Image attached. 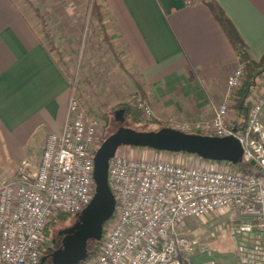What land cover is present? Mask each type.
<instances>
[{
	"label": "built area",
	"instance_id": "built-area-1",
	"mask_svg": "<svg viewBox=\"0 0 264 264\" xmlns=\"http://www.w3.org/2000/svg\"><path fill=\"white\" fill-rule=\"evenodd\" d=\"M244 73L239 60L211 119L172 121L170 126L235 136L243 147L241 159L252 163V172L184 152L120 146L108 169L115 216L98 253L85 264H180L207 248L190 232L187 218L205 221L221 215L228 216L232 233L248 234L232 264H264V90L252 100L243 127L229 118ZM130 102L143 109L144 119L152 117V107L138 93ZM101 126L71 88L63 127L47 135L40 155L25 157L14 175L0 169V264H39L47 224L59 213H80L90 202ZM133 149L142 154H130Z\"/></svg>",
	"mask_w": 264,
	"mask_h": 264
},
{
	"label": "crops",
	"instance_id": "crops-1",
	"mask_svg": "<svg viewBox=\"0 0 264 264\" xmlns=\"http://www.w3.org/2000/svg\"><path fill=\"white\" fill-rule=\"evenodd\" d=\"M97 1L119 56L144 85L152 118L168 126L172 121L211 119L239 58L206 1ZM214 1L233 22L251 57L261 61L264 0ZM90 2L0 0V169L7 175L15 174L27 151H36L38 157L47 135L60 132L66 118L71 82L42 37L54 34L47 33L45 24L59 25L62 37L74 40ZM40 11L47 17L38 22ZM263 90L264 78L252 100ZM229 118L232 124L237 118L234 107ZM261 120L264 126V106ZM138 151L130 154L139 156Z\"/></svg>",
	"mask_w": 264,
	"mask_h": 264
},
{
	"label": "rangeland",
	"instance_id": "rangeland-1",
	"mask_svg": "<svg viewBox=\"0 0 264 264\" xmlns=\"http://www.w3.org/2000/svg\"><path fill=\"white\" fill-rule=\"evenodd\" d=\"M41 7L40 9L43 12V6ZM82 14L83 27L74 40L62 37L63 33L60 34L61 27L49 21L45 24L47 26L45 29L47 33L54 34L48 38L42 34V37L69 76L71 87L82 99L87 110L101 120V143L106 135L116 128L113 124V118L115 117L114 111L118 107L115 108V105L120 102H130L134 89L131 78L119 68L112 53L107 51L106 41L100 33L96 21L90 17L89 7L82 11ZM41 16L42 18L35 17L36 21L40 22L41 19H44L43 16L47 17L45 14ZM110 111H113L109 115L110 121L106 122L102 114ZM143 122L149 121L144 119ZM128 124L129 121H125L124 118L122 125L126 126ZM144 125L145 128L151 126L148 123ZM125 146L131 147L129 145ZM35 152L27 151V156L34 157ZM245 172L252 171L246 169ZM188 219L192 222L189 225L190 232H194L193 234L202 238L207 245L205 250L198 251L195 254L197 260L206 262L214 259L217 263L222 264L236 262V250L240 242L243 241L244 236H248V234L232 233V225L227 215L210 216L205 221H194V218ZM74 220L71 217L65 221H56L51 226L50 238L56 237L59 230L68 226Z\"/></svg>",
	"mask_w": 264,
	"mask_h": 264
},
{
	"label": "water",
	"instance_id": "water-1",
	"mask_svg": "<svg viewBox=\"0 0 264 264\" xmlns=\"http://www.w3.org/2000/svg\"><path fill=\"white\" fill-rule=\"evenodd\" d=\"M119 112L124 111L121 109ZM123 145L184 152L205 160L228 161L232 164H238L243 155L242 144L233 135L186 132L171 126L151 130L118 127L95 150V190L92 199L72 224L59 230L61 245L42 256L39 264H43L48 257L52 264H79L88 257V241L102 239L104 224L113 217L116 210V197L108 182L109 163L117 149Z\"/></svg>",
	"mask_w": 264,
	"mask_h": 264
},
{
	"label": "trees",
	"instance_id": "trees-1",
	"mask_svg": "<svg viewBox=\"0 0 264 264\" xmlns=\"http://www.w3.org/2000/svg\"><path fill=\"white\" fill-rule=\"evenodd\" d=\"M208 6L210 7L211 11L213 12L214 16L216 19L219 21L221 26L223 27V30L225 31L227 37L233 44L239 60L244 64L245 66V73L242 78V84L236 89L235 93V104H234V110L236 112L237 118L235 119L233 125L235 127H243L246 123V119L249 113L250 109V104L252 102V96L257 88V86L260 83V80L264 78V58L261 61H255L249 51L248 47L241 37L240 33L234 26L233 22L230 20V18L227 16L223 8L214 0H205ZM89 13L91 19L96 21L97 26L100 30V33L103 35L106 44H107V51L111 52L117 65L119 68L128 76L131 78L132 83L137 86V90L134 92L138 93L144 100L146 99V96L144 94V85H142L138 80H135V75L134 73L130 72L123 61V59L119 56L117 47L114 43V41L111 39V36L108 33L107 29V24L104 22L106 18V14L103 11L102 4L98 2L97 0H91L90 5H89ZM121 108L124 111V117L125 121H129V124L126 126L138 129V130H151V129H159L160 127L163 126H168L164 125L161 122L156 121L152 117L148 119L149 122H143V109L133 103L130 102H120L115 105V108ZM113 111L110 112H105L102 115L104 116V119L106 122L110 121V114ZM148 123L151 125L149 128H145L144 124ZM113 124L118 125L115 126L111 132H109L106 136L111 134L113 131H115L118 127L123 126L122 123H117L116 124V119L115 117L113 118ZM199 133V132H197ZM99 146V145H98ZM97 146V147H98ZM96 147V148H97ZM136 147V146H134ZM188 154V153H187ZM227 164H230L234 166L238 170H242L245 172L246 169H249L252 171V163L250 162H245L242 159L238 164H232L231 162L228 161H222ZM81 213V212H80ZM80 213L76 214H66V213H59L57 214L46 226L45 228V234L47 236V242L43 246L44 253H48L55 248L59 247L61 245V236L58 232L56 237L50 238L51 235V226L56 222V221H65L73 217L75 220L78 218ZM113 217L107 221L104 224V229H103V237L101 240H94L90 239L88 241V257L86 260L81 261L79 264H85V262L91 258L92 256L96 255L102 245L103 238L106 232V229L108 225L111 223ZM74 220V221H75ZM73 221V222H74ZM197 221V220H194ZM72 222V223H73ZM71 223V224H72ZM192 222L187 218V225L189 226ZM70 225V224H69ZM50 238V240H49ZM48 244L51 245L50 248H48ZM196 254V253H195ZM195 254L189 255L186 259H183L180 264H200L201 261L196 259ZM43 264H52L50 257H48ZM218 264H222L219 263ZM232 264V263H229Z\"/></svg>",
	"mask_w": 264,
	"mask_h": 264
},
{
	"label": "flooded vegetation",
	"instance_id": "flooded-vegetation-1",
	"mask_svg": "<svg viewBox=\"0 0 264 264\" xmlns=\"http://www.w3.org/2000/svg\"><path fill=\"white\" fill-rule=\"evenodd\" d=\"M121 110V108H118V109H115V111H114V114H115V119H116V123H122L123 121L121 120L122 119V117H124V112H119ZM125 118V117H124ZM61 236V235H60ZM62 237V236H61ZM51 247V245H49L48 246V248H50ZM51 252V251H50ZM50 252H48V253H50ZM48 253H44L43 252V255L42 256H44V255H46V254H48ZM47 259V258H46ZM45 259V260H46ZM44 260V261H45Z\"/></svg>",
	"mask_w": 264,
	"mask_h": 264
}]
</instances>
